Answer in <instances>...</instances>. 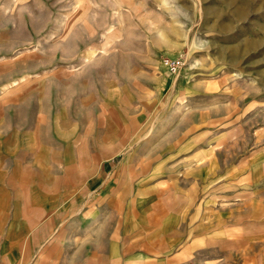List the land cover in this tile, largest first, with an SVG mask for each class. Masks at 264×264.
<instances>
[{"label": "rangeland", "instance_id": "obj_1", "mask_svg": "<svg viewBox=\"0 0 264 264\" xmlns=\"http://www.w3.org/2000/svg\"><path fill=\"white\" fill-rule=\"evenodd\" d=\"M0 135V257L264 264V0H0Z\"/></svg>", "mask_w": 264, "mask_h": 264}, {"label": "crops", "instance_id": "obj_2", "mask_svg": "<svg viewBox=\"0 0 264 264\" xmlns=\"http://www.w3.org/2000/svg\"><path fill=\"white\" fill-rule=\"evenodd\" d=\"M56 111H60L61 110H57ZM2 136V135H0ZM2 140H0V171H2V173L4 174V163H1V159L4 156V152H3V147L4 145L1 144ZM14 143V147L17 149V151H21L22 148L27 149V145H28V138H24L23 141L18 140L16 143L15 141H13ZM11 170H13L11 168ZM12 175L14 176V173L12 172ZM4 181V180H3ZM2 181V182H3ZM0 182V183H2ZM1 185V184H0ZM2 192L4 193L5 190L3 189ZM42 209V208H41ZM78 229L82 230L84 229V226H77ZM30 230H27L29 232H37L40 231V229H42V226H36V225H32L30 226V228H28ZM11 232H13L11 235L13 238H18V235L15 236V233H21L24 232V229L19 228L16 224L12 226V229L10 230ZM77 238V236H76ZM157 238L156 234H152V236H148L147 238H145L146 243L144 244H140L137 247H133L132 249L130 248V254L132 252L131 255H128L126 257H119V256H109L107 257V261L105 262V259L102 260L101 256H100V247H96V249H92L91 252H86L85 248H84V242L81 241V235H78L77 238V252H76V256H66L65 258H60V257H53L51 259H42L40 257H38L36 259V262L32 261V259L30 260H26L24 257L21 256H17L15 255V250L13 251V256L9 255V256H3L0 257V264H169L168 262L166 263L165 258L162 255V250H160L159 246H154L149 240L151 239H155ZM95 239V236H94ZM10 241L8 240V243ZM154 242V241H153ZM16 244L17 242L15 241H11V246L13 245L14 249L16 248ZM80 245V246H79ZM151 246V247H150ZM181 244H179L178 247H176L174 249V253L172 255V261L170 264H186L188 262H190L189 264H191V258H189L188 262H181ZM193 248H196V246H187L185 247V249L189 250L190 252H195V250ZM248 248H246L245 250L247 251ZM127 250V249H126ZM156 250V251H155ZM255 249H253V251L249 254L247 253V260H251L253 262H255V257L257 258V256H253V254H258L260 256H264V253H261V250H257V252H254ZM149 254H152L149 256ZM162 255V256H161Z\"/></svg>", "mask_w": 264, "mask_h": 264}]
</instances>
